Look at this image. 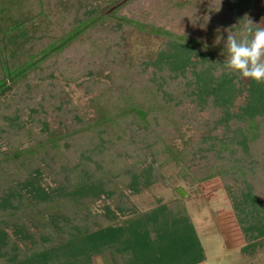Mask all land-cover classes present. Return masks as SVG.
<instances>
[{"label":"trees","instance_id":"obj_1","mask_svg":"<svg viewBox=\"0 0 264 264\" xmlns=\"http://www.w3.org/2000/svg\"><path fill=\"white\" fill-rule=\"evenodd\" d=\"M247 18L264 27V0H0V264L202 262L181 198L133 203L168 167L223 183L241 264H260L264 84L220 66ZM133 32L160 39L153 57L132 61Z\"/></svg>","mask_w":264,"mask_h":264},{"label":"rangeland","instance_id":"obj_2","mask_svg":"<svg viewBox=\"0 0 264 264\" xmlns=\"http://www.w3.org/2000/svg\"><path fill=\"white\" fill-rule=\"evenodd\" d=\"M168 28L178 34L185 32L206 42L209 41L212 37L211 29L209 27L196 26L186 21H173L169 24ZM218 30L219 29H215L214 31L219 32ZM127 39L128 41L126 48L128 55L131 57L132 61L145 57H153L156 53L160 41V39L157 37L147 36L136 32L129 34ZM220 66L221 68H226L225 66H223V64H221ZM221 71L228 76L230 75L227 69ZM217 80L219 82L223 81L227 85L233 84V80L230 79V77L225 78L224 75L221 74ZM243 83L245 82L243 81ZM245 95V90H242L241 93L237 97H235L233 104L240 105L243 101V96ZM163 174L165 175L168 184H154L149 188L148 192L134 196L133 203L135 204L136 208H138L139 210H147L153 208L157 204L154 201L156 199L157 201L159 200L160 203H167L176 199L177 196L181 198L175 191L177 187H181L188 195L186 198H181L182 204H184V206L188 210L192 222L194 223L195 227H197L199 233L201 235H204V238L205 236L209 237L208 228H210L214 224L213 219L217 214L220 213V211L221 213L222 211L232 213L237 222L236 216L231 211V199L228 197V189L225 188L223 183L213 181L207 182L202 185L193 184L189 186V184L187 183L188 180H183L178 173V169L174 167H168L164 169ZM226 181L231 182L229 180ZM229 185L232 186L231 183ZM210 231L214 236H212V239H209L208 242L205 243V250L207 252H210L213 249H218L221 251L223 246L221 245V243L216 241V231ZM204 238L202 239L203 241ZM210 245H212V247ZM95 263L112 264L107 254L96 257ZM215 263L222 264V261L221 263L219 261H215Z\"/></svg>","mask_w":264,"mask_h":264},{"label":"clouds","instance_id":"obj_3","mask_svg":"<svg viewBox=\"0 0 264 264\" xmlns=\"http://www.w3.org/2000/svg\"><path fill=\"white\" fill-rule=\"evenodd\" d=\"M225 31L228 32L224 43L226 69L257 84H264V27L247 18L240 33ZM219 41L220 37H217V43Z\"/></svg>","mask_w":264,"mask_h":264},{"label":"crops","instance_id":"obj_4","mask_svg":"<svg viewBox=\"0 0 264 264\" xmlns=\"http://www.w3.org/2000/svg\"><path fill=\"white\" fill-rule=\"evenodd\" d=\"M220 213L213 219L214 224L208 228L209 237L205 236L207 241L205 240L204 235H201L197 230V227L194 225L197 237L205 255L204 260L198 264H219L215 263V261H219L220 263L222 261V264H241L240 250L244 245L245 240L233 214L223 211L221 214ZM210 230L216 231V241L221 243L224 248H222L221 251L213 249L210 252H207L205 250V243L214 236ZM203 238L204 241L202 240ZM210 246L212 247V245ZM259 263L264 264V255L259 256Z\"/></svg>","mask_w":264,"mask_h":264},{"label":"water","instance_id":"obj_5","mask_svg":"<svg viewBox=\"0 0 264 264\" xmlns=\"http://www.w3.org/2000/svg\"><path fill=\"white\" fill-rule=\"evenodd\" d=\"M175 191L181 198H186L188 196L187 193L181 187H177Z\"/></svg>","mask_w":264,"mask_h":264}]
</instances>
